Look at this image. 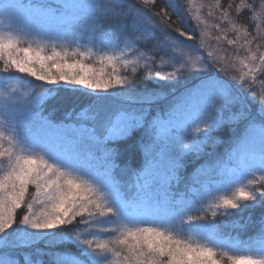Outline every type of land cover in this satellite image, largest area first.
I'll return each mask as SVG.
<instances>
[{"label":"snow or ice","instance_id":"obj_1","mask_svg":"<svg viewBox=\"0 0 264 264\" xmlns=\"http://www.w3.org/2000/svg\"><path fill=\"white\" fill-rule=\"evenodd\" d=\"M22 7L0 0V22L6 19L10 25L22 26L23 34L41 39L68 44L84 39L73 32L78 23L75 13L86 7L77 0H58L55 6L30 7L27 15L21 14ZM215 7L223 9L224 5L217 2ZM174 10L182 12L184 18H187L181 0H100L98 5L91 6L90 20L94 27L92 34L87 37V42L94 48L111 47L115 52L123 43L125 48L131 49L137 59L125 58L123 63L125 66L134 65L131 69L133 75L137 73L140 61L145 62L142 75L135 77L137 81L141 78L174 81L191 76L206 77L172 103L168 102L161 90L142 95L134 93L132 79L128 75L101 79L90 65H85L81 60L70 62L66 51L53 48L51 54L47 55L43 47L17 49L13 41H5L0 36V59L7 55L6 69L9 65L15 66L20 73H27L48 85L58 86L63 82V85L83 86L93 92L102 90L103 94L110 93L109 89L118 88L116 93L127 105L141 106L121 107L102 119L100 111L88 105L75 112V123L67 124L37 116L35 128L17 123L16 136L9 138V147L4 146V133L0 132V170L5 172L0 177V236H7L9 230L13 229L16 223L15 212L21 208L26 194H29V186L33 185L35 197L45 205V210L34 218L24 215L18 226L34 232L67 230L62 233L64 239L82 248L79 256L57 255L52 264H109V252L113 250L108 243L94 245V241L83 233L94 225L111 223L133 225L128 229L125 239L119 241L121 245L127 244L128 238L135 242L129 245L130 255L124 257L129 264L133 257L136 264H220L214 248H224L225 245L214 238L215 225L204 222L199 213L189 221L186 230L201 234L210 246H192L160 230L184 228L183 217L191 207V202L183 199L189 193L178 194L172 190V182H179V171L189 148L178 132L186 126L188 117L195 110L197 118L206 125V136L217 128L233 123L244 124V131L236 139V144L247 145L253 140L255 124L258 122L261 147L258 161L255 158L246 161L244 155H237L234 159L253 174L255 171L264 173V92L257 93L247 79L248 73L243 76L230 75L231 62L212 52L205 57L200 69L192 71L193 66L186 58L184 49L165 32L167 29L189 41L193 39L192 35L181 28L179 17L173 20ZM228 11L241 15L247 13L254 21L258 13L264 15V0H240L239 5L228 4L227 10L221 15L227 18ZM104 24L109 26L111 34L103 31ZM254 27V24H249V43L257 42L260 47H264V35L253 33L251 29ZM157 32L161 39H156ZM228 43L234 44L235 41L229 40ZM161 48L179 52L182 56L179 65L171 57L165 59L163 54L157 60ZM13 50L23 53L24 59H17ZM79 55L84 56L86 53ZM119 59L115 54L107 57L110 64ZM257 59L264 66V52L252 54L251 60ZM165 66H170L172 70L163 73ZM245 67L249 66L245 64ZM213 70L220 75H210ZM259 70L253 64L249 73L254 74ZM125 84L129 87L125 88ZM12 91L15 92V89ZM97 94L101 95L99 92ZM16 99V96L10 94V100L5 103L10 105ZM155 105L167 107L153 112ZM65 116L71 119L72 112ZM14 139L16 145L13 144ZM198 143H193L191 149L194 150ZM17 146H22L26 154L18 153L15 150ZM129 153L142 154L143 164L131 170L134 183L129 187L135 188V194L133 198L125 199L113 171L117 167V158ZM197 182L198 178L193 180V184ZM257 190L259 198L264 202V177L259 183V189L245 191L240 188L234 199H224L218 207L243 210L249 204L238 201L255 203ZM100 193L104 194L102 198ZM178 195L180 199H177ZM130 207L150 214L157 226H135L137 221L129 212ZM27 209L31 213L32 205L28 204ZM106 215L110 219H102ZM258 221V231L264 238V212ZM102 231L109 229L103 227ZM74 232L77 234L73 235ZM8 246L9 242L5 241L4 247L0 248V264H19L17 258L7 251ZM258 250L264 256V239ZM115 254L120 255L118 252ZM163 257H167V260ZM228 259L231 264H264V259L254 260L250 256L230 255ZM24 264H31L29 257L24 258Z\"/></svg>","mask_w":264,"mask_h":264},{"label":"rangeland","instance_id":"obj_2","mask_svg":"<svg viewBox=\"0 0 264 264\" xmlns=\"http://www.w3.org/2000/svg\"><path fill=\"white\" fill-rule=\"evenodd\" d=\"M53 1V6H55L58 3V0ZM4 2L22 5V15H27L30 7L38 5H51V1L49 0H4ZM77 2L86 6L83 9L77 10V12L75 13L76 17H78V23H76L73 28V32L76 36L84 37V39L82 40L78 39L72 44H68L64 41L47 40L41 39L40 37H37L35 35H26L21 31L22 26H18L16 24L10 25L6 19L0 22V36H2L5 41H13L17 49L27 47H43L44 54L47 55L51 54L53 48H55L57 51H66L69 53L68 59L70 62L81 60L85 65H90L93 68L94 73L101 79H107L110 76L123 77L128 75L129 73H132L131 69L134 65L129 64L128 66H125L123 60L125 58L136 60L137 57L132 54L131 49L125 48V45L123 43H121L119 45V48L114 52L111 47L101 49L99 48V46H97L94 48L87 42V37L92 34V30L94 27L90 20V17L92 16L91 6L98 5L100 3V0H77ZM181 2L187 14V18H184L185 21L183 22V27L186 32H188V34L192 35V40L196 42L198 41L199 49L193 47L187 41L179 42L175 38L174 39L177 41L178 46L184 49L186 58L191 61V64L193 66L192 71L200 69L203 66L205 57L208 56L209 52H212L213 54L220 57H226L227 60L231 62L232 67L230 75L243 76L245 73H248L247 79L249 80V82L255 83L254 87L257 93L264 92L263 85L260 81L257 80L259 79L257 76L263 72L264 66L260 64V61L258 59L255 61L251 60L252 54L258 53L260 46H251L254 51L249 52V54L245 55V57L234 54L235 51L240 50L237 45L229 44L226 40V36H223L219 39L218 37H216L215 31L220 30L219 27L214 24V12L212 10H208V8H211L212 6L211 0H181ZM211 19L212 22H210ZM230 31H233V28H231ZM163 50L166 52L169 58H173L174 62L179 65L182 60V56L179 52H174L171 48H163ZM74 52L77 53V55L73 56L72 53ZM79 53H86V55L81 56L79 55ZM113 54L118 56L120 59L110 64L107 60V57ZM13 55L17 59H24L23 53H18L16 50H13ZM6 62L7 55H5L3 59H0V132L4 133V146L9 147L8 140L9 138L16 136L17 123L19 122L24 127L35 128V117L42 116V110L39 107L44 103V101L52 96V93L48 92V90L43 91V93L36 92L38 88L35 86L36 84H48L44 81H37L35 77L29 76L27 73H20L15 68V66L9 65L6 69ZM245 64H247L249 67H245ZM253 64H255V66L260 69L254 74L249 73V68L252 67ZM144 70L145 62L140 61V64L137 67V72H143ZM171 70L172 69H170V66H165L162 71L166 74ZM52 72L56 73V70L52 69ZM210 75L219 76L220 74L217 71L213 70ZM205 78V76L199 75L181 78L174 81L157 80L160 81V83L154 87V90L163 91L167 97H172V99L169 100L174 102L175 100L180 98V96L187 89L194 88L196 85H198L195 84V82H200ZM60 83L61 85L58 86H48L53 89L54 87L61 88L66 86L68 87V89L83 90L84 92H88L90 94L92 93L94 95L102 97H108L109 94L111 95L110 100L112 102H125L121 99L120 95L116 93L117 91H119L118 88L109 89L108 91L110 93L103 94L102 90H95V92H93V90L85 89L83 88V86H67L63 85V82ZM124 87L127 88L129 87V85L125 84ZM133 88L134 86L132 85V91L136 94L142 95L144 93H147L143 91L136 92ZM13 89H15V92L12 91ZM180 89L182 90V92L178 93L177 91H179ZM97 92L101 93V95L97 94ZM10 94L16 96L17 99L16 101L10 102L9 105L5 102L10 100ZM42 96L44 97V99H41ZM132 108H135V106L133 105ZM255 114L256 113H254V115ZM205 128L206 125L202 122L201 119L197 118L196 111L193 110L191 115L187 119L186 126L181 128L178 132V135L184 138L185 142L189 146V148L186 150L188 151V154L182 161L183 165L187 159L202 158L207 152L212 151L215 147H217L220 142V139L218 140L217 136L221 134L222 131H226L227 128H230V131L233 133L235 144H233L232 149L226 152L225 157L222 159L223 162L221 161V167L214 172V178L212 179L211 177H209L203 180V182L200 183V191H198L197 194H195L193 197H187V199H185L186 201L191 202V207L187 211V214L183 217L184 228H177L175 231H172L169 228L160 229L161 231H164L166 235H172L174 238H178L185 243H190L192 246H210L208 240L205 239L201 234L186 230L189 221L193 219L197 213H199V215L203 217L204 222L213 224L214 218L216 219L220 217H226V219H228L227 216L230 217L231 215H233V213L235 215L254 208H259L260 205L264 206V202H262L259 198V190H257V201L255 203H253V201H238V203L241 204H249V206L244 208L243 210H232L218 207V205L221 204L224 199H234L236 193L240 188H244L245 191H253L254 188L259 189V183L262 177H264V173L255 171V173L253 174L249 169L240 165L238 160L234 159V157H236L237 155H244L246 161L250 162L253 158L258 161L261 154V147L258 139L260 124H255L253 140L247 145L236 144V139L244 131H237L238 124L236 123H233L224 128L214 129L208 136L205 135ZM197 141H199L197 147L192 150L191 145L193 143H196ZM13 144H17V141L15 139L13 140ZM15 150L18 153L26 154V150H24L22 146H17ZM4 174L5 172L3 170H0V177H3ZM228 180H230L231 182H226ZM117 183L121 195L124 196V191L121 190L118 181ZM28 192L29 194H26L21 208L17 209L15 212L16 223L14 224L13 229L9 230L7 236H0V248L4 247L5 241L9 242L7 251L18 249L21 247L37 246L39 244L42 247L50 249L61 247V244L68 243L69 241H66L64 239V236L62 234L63 232H60L67 230L57 229L53 230L52 232H34L30 229L18 226L19 221L22 220L24 215H30L34 218L35 216H39V214L45 210V205L41 204L40 200L35 197V188L33 185L29 186ZM99 195L102 198L104 194L100 193ZM28 204L32 205L31 213L28 212ZM129 212L137 221L135 226H157L153 222V217L150 214L144 213L139 209H134L131 207L129 208ZM193 213H195V216L192 215ZM213 213H215V215H213ZM102 219L108 220L110 219V216L106 215ZM214 225V238L222 241L225 245L224 248H214V251L217 253L216 259L220 261V264H231V261L228 259V256L230 255L250 256L254 260L264 259V256H262L258 250L262 239H264L260 235L254 237L252 240H244L237 238V236H231L233 235L231 234L233 229H235L236 227L241 228L238 223L224 222L221 225ZM80 227L85 226L81 225ZM103 227H107L109 231H102ZM131 227H133V225L127 223L94 225L88 232H84L83 234L86 235L89 239H92L94 241V245L96 243H108L109 248L113 250L112 252H109V264H129V261L125 260L124 257L125 255H130L128 251L129 245L134 244L135 242L132 241L131 238H128V243L121 245L119 241L125 239L126 233ZM221 231L227 232L229 235L222 236L220 234ZM75 234L77 233L74 232L73 235ZM233 244L235 245V247H230V245ZM75 245L77 246L78 250H82V248L78 244L75 243ZM117 252L120 253V255H116L115 253ZM44 253L50 260H53L54 257L60 255L57 252L46 251L45 248ZM61 255L65 254L62 253ZM162 259L167 260V257H163ZM131 264H136L134 257L132 258Z\"/></svg>","mask_w":264,"mask_h":264},{"label":"trees","instance_id":"obj_3","mask_svg":"<svg viewBox=\"0 0 264 264\" xmlns=\"http://www.w3.org/2000/svg\"><path fill=\"white\" fill-rule=\"evenodd\" d=\"M51 1V5H53V0ZM185 1V0H184ZM212 6L208 8V10H212L215 15L214 24L219 27V30H216L215 34L216 37L222 38L223 36L227 37V41L234 40L235 45H237L240 50L235 51L234 54H238L244 56L249 54V52L254 51L251 46H259L257 42H250L251 37L248 35L249 24H254L255 27L251 29L253 33H259L264 35V15L257 14L255 20H251L247 13L241 15V13H236L234 11H228V17L224 18L221 13L227 10L228 4H235L239 5L240 0H211ZM219 2L220 4L224 5L223 9H218L215 5ZM182 3V2H181ZM173 20H176L179 17V23L181 28L186 31L183 27L184 17L180 11L174 10L172 12ZM237 17H240L237 19ZM183 18V21H182ZM212 22V19L210 20ZM185 24V23H184ZM233 28V31H230ZM103 31L111 34V30L107 24L103 25ZM166 34L170 35L171 37L175 38L177 41H187L193 47L199 49L198 41H188L186 37H181L175 32H171V30H165ZM158 34H155L156 39H161L162 37ZM160 38H159V37ZM115 39V37H113ZM225 39V38H224ZM242 43V44H241ZM233 44V45H234ZM246 45V46H245ZM233 50V49H232ZM201 51V50H200ZM264 52V47H260L258 53ZM163 54L165 59H168L166 52L163 48L157 53V60L159 56ZM246 63V62H245ZM244 65V64H243ZM264 68V67H263ZM142 71H138L135 75L129 73L128 76L131 77L132 83L134 86V90L136 92L143 91V92H151L154 91V87L160 83V81L148 79V78H141L138 81L136 80V76H141ZM259 79L258 81L264 87V70L263 72L257 76ZM199 82H195L198 84ZM255 86V83H252ZM194 85V84H193ZM190 85V86H193ZM37 88L36 92L43 93V91H47L52 93V98H48L44 103L39 107L42 110V116L51 119L55 123H75V112L79 111L81 108L86 107L88 105L95 106L101 113V118H105L111 113L115 112L121 107H133V105H127L126 102L117 103L112 102L110 100L111 95L108 94L106 96H98L94 94H90L88 92H84L83 90H72L68 89V87L64 86L61 88L54 87L51 88L50 86L43 84L35 85ZM178 93L182 92L180 89L177 91ZM168 102L172 103L173 101L169 100L172 97L168 96ZM135 108L141 107L140 105H134ZM167 107V105H155L152 108L153 112H158L163 108ZM68 112H72L71 119L66 118L65 114ZM259 125V123H256ZM245 125L240 123L238 124L237 131H243ZM218 135V134H217ZM218 140L220 139L219 145L215 147L212 151L207 152L204 157L196 159L190 158L187 159L183 165V167L179 171V182L173 181L172 182V190L174 192L179 193H189L187 196H184L183 199H187V197H193L200 191V183L203 180L211 177L214 178V172L221 167V161L225 157L226 152L232 149L234 140L233 133L230 131V128H227L226 131H222L221 134L217 136ZM196 159V160H195ZM223 162V161H222ZM143 164V156L142 154H127L125 157L117 158L116 165L117 167L113 171V176L115 180L119 182L121 190L124 191V198L130 199L133 198L135 194V188H130L129 186L134 183V179L131 175V170H134L136 166ZM127 169V170H126ZM198 178L197 183L193 184V180ZM189 189H192V192H189ZM194 193V194H193ZM181 197L178 195L177 199ZM263 205H260L259 208H254L249 211H244L238 214H233L230 217H220L214 218L213 224L221 225L224 222L228 223H238L241 228H235L232 230L233 235L237 236V238L244 239V240H252L254 237L260 235L258 231V218L260 217L261 213L264 212ZM192 215L195 216V213ZM64 232V231H60ZM222 236L229 235L227 232L221 231L220 233ZM44 248L46 251L50 252H57L60 255L63 253L68 256H79L82 250H78L77 246L73 242H68L65 244H61V247L50 248L47 249L46 247H42L39 245L37 246H29V247H21L18 249L8 250V252L17 258L19 264H24V258L27 256L31 260V264H52L53 260H50L46 257L44 253ZM43 249V250H42ZM42 250V251H41ZM2 255V254H1Z\"/></svg>","mask_w":264,"mask_h":264}]
</instances>
